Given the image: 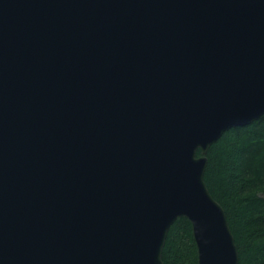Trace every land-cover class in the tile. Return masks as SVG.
<instances>
[{"label": "water", "instance_id": "obj_1", "mask_svg": "<svg viewBox=\"0 0 264 264\" xmlns=\"http://www.w3.org/2000/svg\"><path fill=\"white\" fill-rule=\"evenodd\" d=\"M263 118L264 0H0V264H238L206 154Z\"/></svg>", "mask_w": 264, "mask_h": 264}, {"label": "trees", "instance_id": "obj_2", "mask_svg": "<svg viewBox=\"0 0 264 264\" xmlns=\"http://www.w3.org/2000/svg\"><path fill=\"white\" fill-rule=\"evenodd\" d=\"M206 158L204 181L225 211L238 264H264V118L226 131ZM161 259L163 264H197L186 218L169 228Z\"/></svg>", "mask_w": 264, "mask_h": 264}]
</instances>
